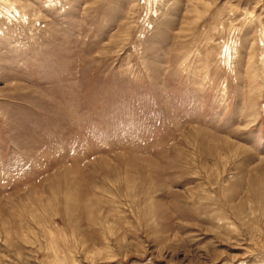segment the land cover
<instances>
[{
  "label": "rangeland",
  "instance_id": "obj_1",
  "mask_svg": "<svg viewBox=\"0 0 264 264\" xmlns=\"http://www.w3.org/2000/svg\"><path fill=\"white\" fill-rule=\"evenodd\" d=\"M0 264H264V0H0Z\"/></svg>",
  "mask_w": 264,
  "mask_h": 264
}]
</instances>
